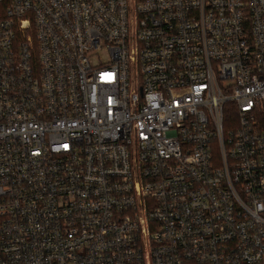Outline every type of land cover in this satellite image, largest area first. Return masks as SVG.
<instances>
[{"label":"built area","instance_id":"2783aa9c","mask_svg":"<svg viewBox=\"0 0 264 264\" xmlns=\"http://www.w3.org/2000/svg\"><path fill=\"white\" fill-rule=\"evenodd\" d=\"M0 264H264V0H0Z\"/></svg>","mask_w":264,"mask_h":264}]
</instances>
